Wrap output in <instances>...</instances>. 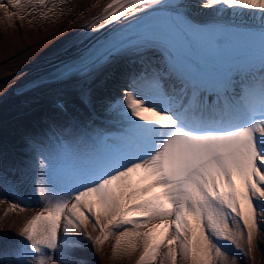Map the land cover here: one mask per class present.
<instances>
[{
    "label": "snow or ice",
    "instance_id": "6c2138e0",
    "mask_svg": "<svg viewBox=\"0 0 264 264\" xmlns=\"http://www.w3.org/2000/svg\"><path fill=\"white\" fill-rule=\"evenodd\" d=\"M160 2L110 0L89 29L131 17L138 30L113 37L53 75L67 78L115 52L158 44L169 53V77L182 86L170 94L158 75L146 87L126 88L110 106L119 136L97 133L87 151L65 148L41 160L36 189L42 207L19 228L14 247L0 240V264H86L75 258L82 248L78 236L97 252L114 237L112 256H135V264H237L234 250L251 257L256 249L264 220V0H200L198 7L218 14L258 18L260 31L243 35L259 41L261 59L190 66L180 64L173 42L189 47L193 37L210 33L179 17L168 28L151 16L136 19ZM45 5L0 0V12L11 21ZM206 94L216 100L207 103ZM9 207L27 211L19 202ZM57 249L60 259L49 254Z\"/></svg>",
    "mask_w": 264,
    "mask_h": 264
},
{
    "label": "bare ground",
    "instance_id": "6f19581e",
    "mask_svg": "<svg viewBox=\"0 0 264 264\" xmlns=\"http://www.w3.org/2000/svg\"><path fill=\"white\" fill-rule=\"evenodd\" d=\"M109 2L46 0L45 6L28 7L11 21L0 12V176L12 178L16 185L13 201L0 196V240L6 246L14 247L21 240L17 235L19 228L42 207L36 189L41 160L47 163L46 157L57 155L65 148L87 151L92 146L91 137L97 133L119 136L121 125L110 106L126 88L146 87L158 75L160 84L170 94L173 87L178 91L182 86L175 75L169 77L166 71L169 53L158 44L132 46L113 53L85 72L54 78L57 67L78 64L80 53L92 49L100 38L134 20L130 17L103 28L97 24L98 30H90L88 24L92 18ZM199 3L200 0H161L146 12L163 8L197 23L260 24L258 18L253 20L250 15L233 16L229 10L218 14L198 7ZM53 7V12L47 11ZM142 14L138 13L137 17ZM175 53L177 58L180 56L193 64L182 51ZM32 82L36 85L32 86ZM26 85L29 87L24 88ZM15 202L27 211L11 210L9 204ZM88 231L96 234L91 227ZM75 239L82 245L75 258L86 264H135V256H112L114 237L99 252L83 236ZM49 254L61 258L60 249ZM232 258L237 264H264V220L251 257L234 250Z\"/></svg>",
    "mask_w": 264,
    "mask_h": 264
},
{
    "label": "rangeland",
    "instance_id": "374dc122",
    "mask_svg": "<svg viewBox=\"0 0 264 264\" xmlns=\"http://www.w3.org/2000/svg\"><path fill=\"white\" fill-rule=\"evenodd\" d=\"M0 185H4L3 190L0 191V196L4 195L7 197V200H12V191L16 189V185L12 178L9 177H1L0 176Z\"/></svg>",
    "mask_w": 264,
    "mask_h": 264
}]
</instances>
